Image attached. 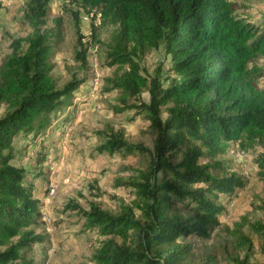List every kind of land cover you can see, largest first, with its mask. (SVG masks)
<instances>
[{"label":"trees","instance_id":"16d2710c","mask_svg":"<svg viewBox=\"0 0 264 264\" xmlns=\"http://www.w3.org/2000/svg\"><path fill=\"white\" fill-rule=\"evenodd\" d=\"M50 1L27 0L32 32L15 38L0 64V109H5L0 116V264H36L35 245L44 239L38 232L41 200L26 182L27 169L14 162V140L21 133L38 137L51 127L52 113L81 83L73 78L59 86L54 77L53 40L62 38L63 19L55 17L48 25ZM76 1L83 11L97 9L101 24L115 27L106 42L116 65L107 85L119 92L113 108L144 114L156 130L154 164L120 182L134 189L137 202L114 213L94 204L92 211H83V229L102 236L92 260L191 264L192 244L183 238L209 237L223 196L230 198L245 184L213 159L226 153L231 141L245 148L264 146V87L258 82L264 65L256 62L264 56V26L237 14L243 5L236 0ZM77 34L76 59L86 64L79 27ZM162 44L174 74L166 85L145 76L137 59ZM145 90L149 102L142 99ZM107 130L101 152L135 148L121 131ZM174 154L180 156L176 164L170 161ZM37 159L45 161V154ZM259 166L264 170V156ZM260 233L264 239V226ZM243 245L245 255L238 253L232 261L258 264L253 242L244 237Z\"/></svg>","mask_w":264,"mask_h":264},{"label":"rangeland","instance_id":"374dc122","mask_svg":"<svg viewBox=\"0 0 264 264\" xmlns=\"http://www.w3.org/2000/svg\"><path fill=\"white\" fill-rule=\"evenodd\" d=\"M236 1L243 5L237 14L256 26H264V0ZM26 2L0 0V64L11 52L13 40L32 32ZM49 8V26L53 18L63 19L62 38L53 40L54 77L59 86L73 78L81 83L52 113L51 127L38 137L22 133L17 136L14 162L27 169L26 182L33 184V192L41 200L43 223L38 232L44 239L35 245L36 264H95L92 254L102 236L92 228L83 229V211H92L94 204L114 213L123 204L137 202L134 189L120 182L134 177L136 169L148 170L154 164L156 130L144 114L133 109L117 112L113 108L119 104V92L107 85L116 65L107 55L106 42L115 27L101 24L97 9L83 11L76 0H51ZM77 27L83 34L86 64L76 59ZM137 59L149 79L157 78L166 85L174 77L170 55L163 44ZM256 62L264 65V56ZM258 82L264 87V76ZM142 99L149 102L147 90ZM4 111L2 107L0 116ZM109 128L121 131L135 148L131 152H101L98 146L105 141L104 133ZM39 153L45 154V161L39 162ZM263 156L264 146L259 143L245 148L239 141H231L227 152L213 159L226 164L224 173L241 176L245 184L230 198L223 196L219 222L209 237L183 238L192 244L191 264H201L206 259L212 264H236L232 259L238 253L245 255L244 237L254 244V260L264 264V239L260 233L264 226V170L259 166ZM170 159L176 164L180 156L174 154ZM161 176L159 172L156 180Z\"/></svg>","mask_w":264,"mask_h":264},{"label":"built area","instance_id":"2783aa9c","mask_svg":"<svg viewBox=\"0 0 264 264\" xmlns=\"http://www.w3.org/2000/svg\"><path fill=\"white\" fill-rule=\"evenodd\" d=\"M55 191V189H52V192H54Z\"/></svg>","mask_w":264,"mask_h":264}]
</instances>
